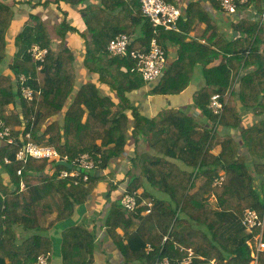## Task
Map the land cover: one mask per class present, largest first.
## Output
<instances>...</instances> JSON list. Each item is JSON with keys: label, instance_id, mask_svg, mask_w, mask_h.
<instances>
[{"label": "trees", "instance_id": "16d2710c", "mask_svg": "<svg viewBox=\"0 0 264 264\" xmlns=\"http://www.w3.org/2000/svg\"><path fill=\"white\" fill-rule=\"evenodd\" d=\"M165 1L179 5V0ZM214 1L221 6L219 0ZM252 2L262 13L264 0H248L239 8ZM43 3L78 8L84 28L74 27L67 19L69 10L64 9L62 13L66 17L57 30L63 38L70 31L79 32L85 40L84 66L111 93L93 81L79 83L74 50L56 49L47 24L40 16L31 14L32 26L15 37L17 50L8 65L11 75L0 72V120L11 128L12 139L6 142L0 138V264H35L38 255L52 253L50 228L71 218L99 181L109 184L108 196L119 189V182L124 180L114 183L102 172L124 153L130 138L137 145L142 137L152 151L135 154L131 159L125 187V191L136 193L137 207L128 210L119 198L112 202L104 220L106 232L122 253L124 264H155L164 258L170 264H184L189 257V264L248 262L254 246L253 233L247 231L242 219L248 208L260 214L264 211V119L242 130L253 158L248 162L240 155L234 138L216 129L218 125L232 128L241 123L232 96L221 116L212 111L210 103L215 93L225 97L244 55L248 54L250 61L260 60L253 74L255 79L264 76V51L260 52L264 22L241 19L233 23L240 31L239 38L229 41L225 38L223 41L230 47L222 49L224 59L219 66L204 70L205 84L196 94L195 103L214 125L208 128L200 127L179 109L147 117L131 104L128 96L145 85L150 86L149 94H176L186 88L182 33H176L182 37L178 39L177 60L156 84L148 83L133 70L136 60L129 54L112 55L108 51L109 41L120 32L131 36L129 50L146 52L154 37L161 43L163 33L168 35L163 28L154 31L138 0H45ZM201 10L197 1H191L178 22L179 29L184 32L194 14H200ZM13 14L12 7L0 2V65L8 56L6 34ZM34 44L50 50L43 62L34 60L29 52ZM21 75L27 77L26 84L33 90L31 99L22 94ZM261 89L264 87L257 88ZM241 101L257 115L264 114V99L258 96V91L252 101L242 91ZM10 104L15 108L10 110ZM28 142L48 143L71 163L88 153L97 166L90 171L80 168L82 173L88 172L87 181L75 183L76 178H58L50 171L68 168L58 161L16 158L21 145ZM217 144H222L219 154L212 152ZM172 159L186 166L182 168ZM4 172L10 176L9 183L2 176ZM221 173L222 183L214 185ZM198 177L203 178L199 186ZM159 191L164 195L159 196ZM146 200L153 202L148 213ZM53 214L55 217L50 220ZM118 228L124 233L120 234ZM58 245L55 255L60 258V264H93L95 230L80 224L67 226ZM261 261L264 264V252Z\"/></svg>", "mask_w": 264, "mask_h": 264}, {"label": "crops", "instance_id": "0c3cea01", "mask_svg": "<svg viewBox=\"0 0 264 264\" xmlns=\"http://www.w3.org/2000/svg\"><path fill=\"white\" fill-rule=\"evenodd\" d=\"M44 1L45 0H0L1 3L12 7L14 12L6 34V49L8 56L4 62L1 63L0 72L11 75L8 65L17 50L15 46V37L27 27L32 26L30 17L31 14H36L47 24L56 49L67 47L74 50L78 58L77 68L79 83L93 81L96 82L103 91L110 92L107 85L99 83L97 81V75L95 73H90L84 66L85 40L79 32L70 31L66 34L65 38H63L55 29L57 25L62 23L64 17H66L62 12L64 9H67L69 10V14H67L68 21L74 27L78 28V30H82L84 24L78 8L69 5L64 7V4L57 5L55 3H50L48 6H45L43 3ZM191 1H197L201 5V13L194 14V19L190 24L185 26L184 32L180 29L178 31L166 30L165 32L168 35L163 33L160 43L166 51L168 70L169 66L179 57L180 44L178 39L182 37L178 36L176 33H182L184 35V78L187 80L188 85L183 91L176 94H149L148 91L150 86L145 85L136 91L130 92L128 96L131 104L137 107L141 113L147 117H154L164 110L179 109L183 110L186 115L195 119L200 127L211 128L214 125L203 115L201 109L195 103L196 94L205 84L204 70L219 66L224 59L225 53L222 49L228 50L230 47V45L225 44L227 41H223L225 38V40L228 41L239 38L240 31L235 29L233 23L241 19L264 22V18H262V13L256 8L254 2L248 7L238 8L237 11L233 13L222 9L214 0H179L178 3L183 11H185ZM170 31L174 33H170ZM262 51H264V37L260 43V52L262 53ZM227 55L230 56L229 53H227ZM243 58L242 66L233 81V85L229 88L231 89L230 96H232L241 117V123L238 127L232 128H224L218 125L216 129L225 132V134H230L237 144L240 155H243L248 162H252L253 158L247 149L248 142L244 140L242 130L256 123L259 119H264V114L259 116L253 108L245 106L241 101V92L243 91L245 98L250 101L254 100L257 91L258 96L264 99V90H257L258 87H264V76H258L259 78H257V80L255 79L256 75L253 76L258 69L257 62H260L259 59H252L250 61L248 54L244 55ZM154 82L156 81H153V83ZM112 95L114 96V92ZM13 108H15L14 105L10 104L9 109L11 110ZM259 111H262L261 108ZM130 128H132V126ZM1 144L2 141L0 140V145ZM221 150L222 144H217L212 149V152L219 154ZM146 151L151 152L152 149L143 137L137 145L134 144V139L130 138L124 153L111 162L109 169L102 172L107 178H111L114 183L124 180V183L119 182V189L113 190L111 196H108V191L110 190L109 184L107 181H99L88 200L77 207L76 212L71 218L57 222L50 228L48 235H50L54 242V251L52 252L50 264H60V258L55 254L58 251L61 232L65 227L74 224H80L90 230H95L97 245L94 251L93 264H124L122 253L110 235L106 232L104 220L112 202L118 200L121 194L126 190L128 173L132 168L131 159L135 154H141ZM172 161L178 162L182 168L186 166L178 159H172ZM0 170L2 171L1 168ZM194 174H196V172H194ZM2 176L6 183L10 182V176L6 172L2 173ZM220 176L224 177L223 173H221ZM202 180V177L197 178L196 183L198 186L202 183ZM142 190L143 189L139 191ZM158 194L159 196L164 195V193L160 191ZM54 217L55 215L53 214L49 219L51 220ZM47 225L48 223H44V226ZM117 231L120 234L124 233L122 228H118Z\"/></svg>", "mask_w": 264, "mask_h": 264}, {"label": "built area", "instance_id": "2783aa9c", "mask_svg": "<svg viewBox=\"0 0 264 264\" xmlns=\"http://www.w3.org/2000/svg\"><path fill=\"white\" fill-rule=\"evenodd\" d=\"M141 5L143 15L148 18L151 25L156 32L158 29L163 28L164 30H179L178 22L183 15V10L180 5L165 0H138ZM222 9L227 12H236L239 5H244L248 0H219ZM262 18H264V7L262 11ZM131 36L127 33L120 32L114 38L109 41L108 51L112 55H130L136 60V67L133 70H137L146 82H153L159 79L167 70V56L165 49L158 42L157 38L154 37L150 44L149 51H143L141 49L129 50L131 44ZM29 52L36 61L43 62L45 57L50 53L47 47H41L34 44ZM27 77L25 75L20 76V83L22 88V94L24 97L31 99L33 97L32 88L26 84ZM231 89L228 90L225 97L220 93H215L212 96L210 108L212 111L221 116L224 107L229 99ZM11 128L0 120V138L5 139L6 142H11L12 139ZM28 157H34L37 159H47L48 161H60L66 160L67 156H62L60 152L52 145L48 143L36 144L28 142L21 145L20 149L16 154L18 160L26 161ZM9 160L6 159V162ZM73 167L61 170H52V175L58 178H76L75 183L80 180L87 181L89 179L88 172L82 173L80 168H84L86 171H90L96 168L97 164L95 160L88 154L83 153L78 158L72 161ZM79 167H74V166ZM21 173V169L18 170ZM224 177L220 176L214 181V185L221 184ZM22 187L24 183L21 184ZM1 194V191H0ZM148 205L146 213L150 212V208L153 205L151 200L144 201ZM120 203L128 210H134L137 207L136 193L123 192L120 196ZM242 223L249 233H253V248L251 251V259L244 264H262L261 254L264 252V211L262 214L254 208H248L244 212ZM255 229H259L254 232ZM252 242V241H251ZM192 252H190L191 254ZM52 253L40 254L37 257L35 264H50ZM191 258H187L184 264H189ZM155 264H170L168 258L157 260Z\"/></svg>", "mask_w": 264, "mask_h": 264}, {"label": "water", "instance_id": "95a60500", "mask_svg": "<svg viewBox=\"0 0 264 264\" xmlns=\"http://www.w3.org/2000/svg\"><path fill=\"white\" fill-rule=\"evenodd\" d=\"M58 164H62L64 166L68 167V168H72L73 167V164L71 162L66 161V160H60V161H58Z\"/></svg>", "mask_w": 264, "mask_h": 264}, {"label": "rangeland", "instance_id": "374dc122", "mask_svg": "<svg viewBox=\"0 0 264 264\" xmlns=\"http://www.w3.org/2000/svg\"><path fill=\"white\" fill-rule=\"evenodd\" d=\"M55 29H56V31H58L57 28H55Z\"/></svg>", "mask_w": 264, "mask_h": 264}]
</instances>
